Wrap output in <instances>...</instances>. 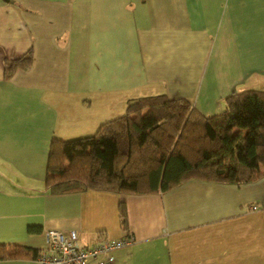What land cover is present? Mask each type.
Instances as JSON below:
<instances>
[{"label":"crops","instance_id":"1","mask_svg":"<svg viewBox=\"0 0 264 264\" xmlns=\"http://www.w3.org/2000/svg\"><path fill=\"white\" fill-rule=\"evenodd\" d=\"M28 50V69L5 79L3 59ZM260 88L264 0H0V244L42 250L49 229L83 246L125 237L124 201L134 242L112 264H264V176L145 194L44 185L53 138L92 134L131 99L183 97L214 115Z\"/></svg>","mask_w":264,"mask_h":264},{"label":"trees","instance_id":"2","mask_svg":"<svg viewBox=\"0 0 264 264\" xmlns=\"http://www.w3.org/2000/svg\"><path fill=\"white\" fill-rule=\"evenodd\" d=\"M32 62L28 50L3 59L9 79ZM264 176V90L233 91L224 108L204 115L183 97L156 94L131 99L122 114L89 135L53 138L45 189L50 194L87 189L123 194L167 191L191 178L242 183ZM120 226L129 234L119 201ZM28 230H34L28 227ZM37 249L0 244V260L36 259Z\"/></svg>","mask_w":264,"mask_h":264},{"label":"built area","instance_id":"3","mask_svg":"<svg viewBox=\"0 0 264 264\" xmlns=\"http://www.w3.org/2000/svg\"><path fill=\"white\" fill-rule=\"evenodd\" d=\"M45 236L46 246L35 259L38 264H112L113 251L134 242L130 233L122 238H104L90 246L79 243L75 230L49 229Z\"/></svg>","mask_w":264,"mask_h":264},{"label":"rangeland","instance_id":"4","mask_svg":"<svg viewBox=\"0 0 264 264\" xmlns=\"http://www.w3.org/2000/svg\"><path fill=\"white\" fill-rule=\"evenodd\" d=\"M260 89H264V88H260ZM123 113V112H122Z\"/></svg>","mask_w":264,"mask_h":264}]
</instances>
